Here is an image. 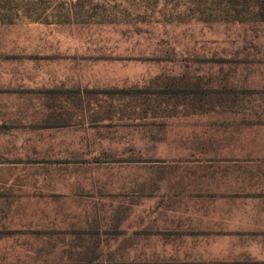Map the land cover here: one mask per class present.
I'll return each instance as SVG.
<instances>
[{"label":"rangeland","instance_id":"1","mask_svg":"<svg viewBox=\"0 0 264 264\" xmlns=\"http://www.w3.org/2000/svg\"><path fill=\"white\" fill-rule=\"evenodd\" d=\"M3 1L0 264H264V0Z\"/></svg>","mask_w":264,"mask_h":264},{"label":"trees","instance_id":"2","mask_svg":"<svg viewBox=\"0 0 264 264\" xmlns=\"http://www.w3.org/2000/svg\"><path fill=\"white\" fill-rule=\"evenodd\" d=\"M17 2V5H15V10L18 11V9H20L22 11V13H24L25 17V21H22V23H38L40 22L39 19L41 18L37 12H38V7L37 5L35 6L36 2L39 3V0H15ZM36 1V2H35ZM71 2L74 0H70ZM3 0H0V21L1 22H5L3 20V18H1V13H2V9H3ZM64 3V2H63ZM61 3V5L63 6L64 4ZM8 4V3H6ZM13 10V9H11ZM17 19L13 20H9L6 21L8 23H16L17 21H19V14H16ZM21 22V19H20Z\"/></svg>","mask_w":264,"mask_h":264},{"label":"crops","instance_id":"3","mask_svg":"<svg viewBox=\"0 0 264 264\" xmlns=\"http://www.w3.org/2000/svg\"><path fill=\"white\" fill-rule=\"evenodd\" d=\"M26 24H42L40 22L38 23H26ZM45 24V23H44ZM15 24L14 23H6V22H1L0 21V38L2 37V33H4L5 31L2 30L3 27H7V29H9L8 27H12L14 26ZM4 31V32H3ZM1 40V39H0ZM66 104H70V105H83V101L82 100H71L72 102H68L67 100H64ZM54 105H55V108H50V109H55L57 110V105H63V102H61L60 100L56 99L54 101ZM77 110V109H76ZM78 111V110H77ZM82 111V110H81ZM242 199L239 198L237 201H241ZM211 201V200H210ZM205 202H208V201H205ZM209 203V202H208ZM203 231H206V232H210V234H201L200 235V238L196 241V244L197 246H202L204 241H203V238L205 237H209V236H212L213 234L217 233V230L212 228V227H208L207 230H203ZM208 241L210 240H206L205 243H207ZM204 243V244H205ZM260 244V242H258ZM195 249V248H194ZM255 260H258V261H249V263L251 262H264V259L263 258H260V259H255ZM225 263H229L228 260H225Z\"/></svg>","mask_w":264,"mask_h":264}]
</instances>
